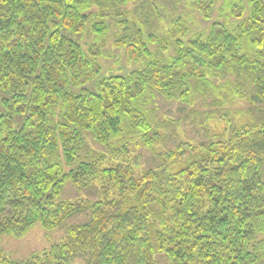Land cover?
Returning a JSON list of instances; mask_svg holds the SVG:
<instances>
[{"label": "trees", "instance_id": "1", "mask_svg": "<svg viewBox=\"0 0 264 264\" xmlns=\"http://www.w3.org/2000/svg\"><path fill=\"white\" fill-rule=\"evenodd\" d=\"M114 48L139 66L100 77ZM228 96L264 104V0H0V240L63 231L0 264H264V109L218 130L200 107ZM160 99L204 140L168 144ZM131 140L160 166L118 160ZM98 177L103 199L60 198Z\"/></svg>", "mask_w": 264, "mask_h": 264}, {"label": "rangeland", "instance_id": "2", "mask_svg": "<svg viewBox=\"0 0 264 264\" xmlns=\"http://www.w3.org/2000/svg\"><path fill=\"white\" fill-rule=\"evenodd\" d=\"M198 18L201 19L200 17ZM72 37L80 40L85 49L89 48V44L93 40L92 35H88L86 33L74 34ZM87 41L89 43H86ZM101 63L103 64V70L100 77H104L105 75L111 73L127 75L128 72L139 66L138 62L129 59L124 54L123 48L119 50L114 48L111 54L101 58ZM90 87L91 89L93 88L91 85ZM221 93L222 95L228 94V92L225 91H221ZM223 100L219 101V104L216 105L212 99H209V103L200 107L205 110L209 108H214L213 110L217 109L216 111L219 112L218 116L213 117L210 121H212L213 126L216 125V129H222V131L226 125L230 124L228 118L225 116V113L228 111L232 112V114L239 111V114H241V116H236L238 114L237 113L229 117L232 119V124L234 122L240 123L242 120L252 121L253 115L260 112L259 110L264 109V104L251 105L246 99H237L235 101L233 99L232 101H229L230 97L228 96ZM159 102L161 111L168 117L170 116L171 122L174 119V124L172 122L171 125V133L174 131V136L171 137L172 139L170 140H175L169 142L168 144L172 145L176 142V140H179L188 143L191 142L197 145L200 141L204 140L207 132L199 124V121L197 120L199 118L196 117L197 115H194L191 112H186L188 109L185 110V104L177 101H163L162 99H160ZM91 143L94 144L95 147L103 148V146L96 144L93 140H91ZM163 143L155 145V150L152 151L150 148H147V146L138 145L135 143V140H131L127 143L128 151H121L119 153L120 156H118L117 159L127 161V163L132 164L135 168L138 167V170L153 167L156 168L162 163V156L159 155V151H165ZM104 185L105 183H103L99 177L86 186H77L69 181L65 183L60 198L71 200H101L105 197L103 192ZM72 220L82 221L84 218L79 216ZM62 237V230H46L40 224H37L21 237H15L13 235L4 236L0 240V247L4 249L7 255H11L15 258H27L35 252H40L44 249L50 248L52 244L60 241ZM154 255L157 264H168L167 259L162 253L155 252Z\"/></svg>", "mask_w": 264, "mask_h": 264}]
</instances>
